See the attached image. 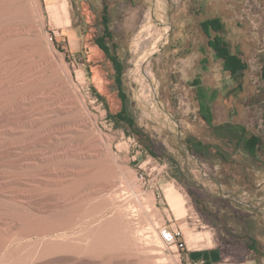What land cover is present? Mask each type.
<instances>
[{
    "label": "rangeland",
    "instance_id": "1",
    "mask_svg": "<svg viewBox=\"0 0 264 264\" xmlns=\"http://www.w3.org/2000/svg\"><path fill=\"white\" fill-rule=\"evenodd\" d=\"M20 1L15 8L23 9L20 14L24 18L15 12L13 19L9 15L1 18L0 27L8 22V27L15 25V29L25 30L22 39L25 42L27 38L26 43L34 39L28 31L39 29L40 46L47 51L52 48L62 56L72 82L87 98L89 112L98 118L96 133L100 132L102 140L96 146L84 147L83 141L90 137L65 134L67 123L55 113L47 116L48 122L54 120L57 128L53 124L41 128H52V134L45 131L47 136L51 134L46 143L29 147V125L24 123L12 131L10 123L0 122V142L8 143L7 160L19 159L24 189L30 170L44 176L46 170L67 168L64 170L68 176L62 177L66 178L67 198L78 203L71 208V216L75 217H71L70 229L59 234L70 238L72 244H83L89 240L90 228L120 210L126 214L130 209L135 211L131 212L135 215L131 224L137 237L143 238L142 234L151 231L152 224H156L157 237V229L164 226L177 235L176 249L163 247L161 254L132 257V264L145 258H161L164 264H175L177 258L178 264H184L182 256L188 248L217 250L215 264H264V0H66L73 35L80 39L76 47L55 37L58 29L47 12L48 0ZM104 15L109 17L108 28L116 47L112 52L123 66V100L114 82L111 63L94 43L102 34ZM214 19L221 25V39L230 54L245 66L244 71L229 74L215 57L209 46L216 36L209 23ZM31 25L36 28L30 29ZM79 70L83 72L81 80L76 76ZM25 101L22 106L25 110L41 105ZM199 101L211 124L199 114ZM122 106L131 125L115 117ZM13 117L10 115L9 119ZM34 124L33 131L40 129ZM226 125L256 137L259 162L254 163L233 150ZM193 139L214 146L196 154L188 151ZM14 141H18L17 149L10 147ZM218 148L225 159L214 154ZM64 152L66 156H60ZM95 153L107 158L99 157L103 162L97 167ZM48 156H53V162L47 160ZM54 160L66 162L59 164ZM93 168L99 170L95 181L90 177ZM5 169L16 172L12 165ZM83 171L88 173L77 176V172ZM129 176L135 178L139 187L136 193L131 189ZM36 187L43 191L56 189L41 184ZM170 187H175L186 199L188 213L181 221L176 220L164 199V191ZM149 193L154 195L153 207L145 201ZM100 204L104 206L101 208ZM203 232L210 237L196 238ZM28 240L31 239L16 244L26 249ZM126 255L121 254L109 264H125Z\"/></svg>",
    "mask_w": 264,
    "mask_h": 264
},
{
    "label": "bare ground",
    "instance_id": "2",
    "mask_svg": "<svg viewBox=\"0 0 264 264\" xmlns=\"http://www.w3.org/2000/svg\"><path fill=\"white\" fill-rule=\"evenodd\" d=\"M19 1L20 0H0V20L1 18H6L8 15V17L13 19L14 14H22L23 9L20 7L15 8ZM48 1L49 3H47L46 9L51 21H53L57 28L67 27L70 24V19L67 12L66 0ZM11 18L9 20H11ZM40 20L39 22L42 25V19ZM7 23L0 27V122L3 124L4 122L10 123L12 131H15L16 128L24 123L27 124V126L29 125L30 130L27 133L30 134L31 141L28 143V146L31 147L33 144L38 145L45 142V140L49 138L48 136L52 134L50 132L52 130L51 124L54 126L55 121L50 119L51 122H48L50 116H47V114L56 113V115L63 116L62 119H59L60 121L63 120V122L67 123V125H64L66 128L65 134L66 132H72L90 137L89 140L83 141V146H96L97 143L102 141L99 139L101 138V136H99L100 132L96 133L98 118L96 115L89 112L87 98L72 82L69 68L67 64H65L62 56H59L52 48L47 51V49L45 50L40 46L38 28L37 30L28 31L31 33L30 36H33L34 39L26 43L27 38L25 42H23L22 39L25 35V30L21 32V29L14 28L15 25L13 27H8L10 25H7ZM29 27L30 29H33V27L36 28V26L33 25ZM26 36L29 35L26 34ZM30 38L32 39V37ZM71 43L73 44L74 41H71ZM76 76L77 80H81L83 78V72L79 70ZM53 94L55 95L52 96ZM24 100H26L25 102L28 101V104L35 105L40 102L41 105L39 104L38 107L32 106L35 108L28 107V110H25L23 109L25 106L22 108ZM10 115H15V117L9 119ZM32 123H35V126H40V129L33 131ZM50 125L51 129L48 130L51 134L47 136L45 131L48 130L42 129H46V127ZM56 125L54 127H56ZM62 127L63 126H61V128ZM55 131H57V129ZM17 142L14 141V143H10V147L17 149ZM3 143L0 142V260H2V264H109L114 258H117L121 254H127V262L125 264H132V257L138 258L151 253H162L160 249L163 248V244L154 230L156 224H152L151 231L142 234L143 238L137 237L131 224V218L135 215L131 214L133 210L131 211L130 209H128L129 213L126 212V214L122 212L123 210H120L121 212L116 210L118 212L116 215L88 230L87 235L89 240L83 242V244H72L71 240H69L70 238H67L64 234H59L67 230L71 219L75 217L71 216L73 215L71 214V208H73L72 205H74V203H78V200L71 202L67 198L68 187L65 185L66 178H62L68 176L66 170H64L66 167L54 170L47 167L49 170H46V173L44 171L45 174H43L44 176L41 175L42 177L37 174L38 172L33 173L36 170L28 171V183H25L26 189H24L22 176L20 177L19 159L7 160L8 152L5 145L8 143L5 145ZM97 146L99 147L100 145ZM108 153L109 149H107L106 152L107 157L109 156ZM48 154L50 155L52 153ZM96 154L97 153H95V155ZM60 156H66V153L64 152L62 155L60 154ZM103 156L105 157V154H97L93 157L96 167L100 166L103 162ZM31 157H29L30 161L32 159ZM99 157H103V159ZM96 158L99 159L96 161ZM51 159H54L53 156L47 160L51 161ZM105 160H107V158ZM58 161L57 163L59 164H64L66 162L60 163ZM47 163L45 164L46 166ZM57 163L55 162V164ZM52 164L55 166L54 163ZM7 165H12L16 172L10 173V171L6 170L5 168ZM41 169L44 170V167ZM88 172H90V170ZM88 172H77V176H81L82 174L85 175ZM40 173H42V171H40ZM129 174L131 175V173L128 172V175ZM37 175L41 178H38ZM98 175V168H93L92 174L89 176L95 181V179L99 177ZM132 176L128 178L132 179ZM134 180L135 178L132 179L131 189L136 193L139 187ZM33 183L41 184L49 188L54 187L56 189L53 191H50L51 189H46L45 191L42 189L39 190V187H36L37 184L35 185ZM53 193H55L54 196ZM164 199L176 220L181 221L186 217L188 213L186 199L175 187L165 189ZM111 200L113 201L115 199ZM145 201L153 207L154 195L149 193ZM109 202L108 204H110ZM104 205H107V203ZM88 215L87 213L85 214L86 217ZM142 215H144V213H142L141 216ZM85 216L83 219L86 220ZM96 216L98 217V214ZM200 237L209 238L210 235L208 232H203L196 236V238ZM22 239H31L28 240V248L24 249L26 246L20 244L23 246L22 249L16 244L17 242L20 243ZM32 239H34V241H32ZM173 249L176 248L173 247ZM160 259H136L137 262H135L136 264H164V260ZM116 264L123 263L119 262ZM175 264H178L177 258H175Z\"/></svg>",
    "mask_w": 264,
    "mask_h": 264
},
{
    "label": "trees",
    "instance_id": "3",
    "mask_svg": "<svg viewBox=\"0 0 264 264\" xmlns=\"http://www.w3.org/2000/svg\"><path fill=\"white\" fill-rule=\"evenodd\" d=\"M102 1L105 2V0ZM103 10L104 12L106 11V6H103ZM108 23L109 17L107 15L102 16V34L94 39V43L98 47V49L104 54L105 58L111 63L112 68L114 70V82L118 86L119 97L123 100L124 97L121 94V77L123 74V66L122 63L118 60L117 56L112 52V49H115L116 47L114 44L113 34L108 28ZM209 23L211 24L212 31L216 33V36L211 40V42H209V46L214 51L215 57L222 62L223 70L225 72H228L229 74H237L241 71H244L245 66L240 63L238 59H236L235 55L230 54L228 47L221 39V36L219 35L221 31V25L218 20L214 19L211 20ZM108 44H110V46H108ZM195 89L196 92L199 94L200 88L198 84L195 85ZM123 107L124 106H122V109L115 115V117L125 122L126 124L131 125L132 122L129 119H125L124 117L125 110ZM204 111L205 108L199 101L198 112L201 117L205 119V121H207V123H210L211 121H208L206 119ZM226 126L229 127L227 129V132H229L228 134H231L229 144L233 142V150L237 152V154H239L241 157L248 158L254 163L259 162V158L257 157L258 143L256 137L246 136L245 131L243 129L228 125ZM212 146L214 145H211L209 143L205 144L201 141L193 139L188 151L195 152L196 154H201L203 151L209 149ZM214 154L216 156H220L221 158H224L222 156H225L224 153L219 150V148L216 149V152Z\"/></svg>",
    "mask_w": 264,
    "mask_h": 264
},
{
    "label": "crops",
    "instance_id": "4",
    "mask_svg": "<svg viewBox=\"0 0 264 264\" xmlns=\"http://www.w3.org/2000/svg\"><path fill=\"white\" fill-rule=\"evenodd\" d=\"M45 2L47 0H44ZM64 28V30L62 31L61 29ZM58 31L55 32V37L56 38H63L65 40H67L70 43V46H77L79 39V36H75L73 35L74 30H73V26L71 25V21L70 24L67 27H61V28H57ZM71 41H74V43L72 44ZM74 47V48H75ZM181 236H183L185 238V235L183 232H181ZM218 251L213 249V248H209V249H187V252L183 254L182 259H183V263L184 264H215V262L217 261L216 259L218 258ZM182 255V254H181Z\"/></svg>",
    "mask_w": 264,
    "mask_h": 264
},
{
    "label": "built area",
    "instance_id": "5",
    "mask_svg": "<svg viewBox=\"0 0 264 264\" xmlns=\"http://www.w3.org/2000/svg\"><path fill=\"white\" fill-rule=\"evenodd\" d=\"M197 222H199V220H197ZM157 233L159 240L163 244V247L168 249H172V247H177V235L171 228H169L168 226L159 227L157 229Z\"/></svg>",
    "mask_w": 264,
    "mask_h": 264
}]
</instances>
